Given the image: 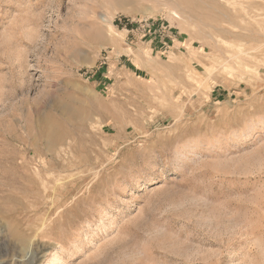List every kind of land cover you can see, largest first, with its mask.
Segmentation results:
<instances>
[{"label":"rangeland","instance_id":"obj_1","mask_svg":"<svg viewBox=\"0 0 264 264\" xmlns=\"http://www.w3.org/2000/svg\"><path fill=\"white\" fill-rule=\"evenodd\" d=\"M0 264H264V0H0Z\"/></svg>","mask_w":264,"mask_h":264}]
</instances>
